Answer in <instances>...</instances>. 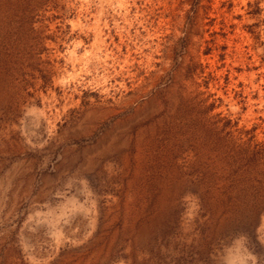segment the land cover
<instances>
[{
	"label": "rangeland",
	"instance_id": "1",
	"mask_svg": "<svg viewBox=\"0 0 264 264\" xmlns=\"http://www.w3.org/2000/svg\"><path fill=\"white\" fill-rule=\"evenodd\" d=\"M0 264H264V0H0Z\"/></svg>",
	"mask_w": 264,
	"mask_h": 264
}]
</instances>
